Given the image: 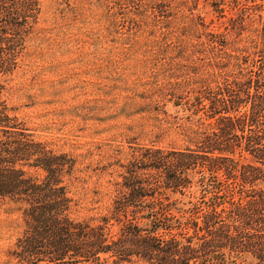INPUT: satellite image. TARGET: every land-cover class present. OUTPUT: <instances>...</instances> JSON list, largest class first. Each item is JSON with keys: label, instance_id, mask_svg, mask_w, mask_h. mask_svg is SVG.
<instances>
[{"label": "trees", "instance_id": "obj_1", "mask_svg": "<svg viewBox=\"0 0 264 264\" xmlns=\"http://www.w3.org/2000/svg\"><path fill=\"white\" fill-rule=\"evenodd\" d=\"M211 4L227 24L211 29L195 12L197 32L212 53L228 49L217 66L250 77L187 102L195 147L143 151L107 214L78 219L64 185L75 159L50 150L5 99L40 0H0V206L24 220L12 264H264V0Z\"/></svg>", "mask_w": 264, "mask_h": 264}, {"label": "rangeland", "instance_id": "obj_2", "mask_svg": "<svg viewBox=\"0 0 264 264\" xmlns=\"http://www.w3.org/2000/svg\"><path fill=\"white\" fill-rule=\"evenodd\" d=\"M214 1L40 0L5 99L50 150L75 159L64 183L74 218L107 214L126 166L143 151L195 147L185 104L250 77L217 66L228 49L212 53L197 32L201 21L190 18L199 12L211 29L225 28V19L210 14ZM23 230L17 207L1 205L0 264H12Z\"/></svg>", "mask_w": 264, "mask_h": 264}]
</instances>
